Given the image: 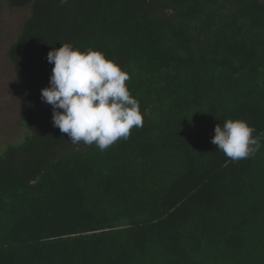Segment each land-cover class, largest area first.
<instances>
[{
    "label": "trees",
    "instance_id": "16d2710c",
    "mask_svg": "<svg viewBox=\"0 0 264 264\" xmlns=\"http://www.w3.org/2000/svg\"><path fill=\"white\" fill-rule=\"evenodd\" d=\"M24 133L0 153V264H264V0H6ZM70 43L129 73L143 127L72 144L41 98ZM62 111V110H61ZM244 120L260 148L211 143Z\"/></svg>",
    "mask_w": 264,
    "mask_h": 264
},
{
    "label": "clouds",
    "instance_id": "9594fccd",
    "mask_svg": "<svg viewBox=\"0 0 264 264\" xmlns=\"http://www.w3.org/2000/svg\"><path fill=\"white\" fill-rule=\"evenodd\" d=\"M47 60L54 67L41 98L52 106L54 127L72 144L95 145L104 152L118 140H127L133 128L143 127L139 102L126 84L129 73L102 52H81L64 43L49 51ZM214 132L211 143L232 161L248 158L260 148L261 137L254 136L256 129L244 120L228 119Z\"/></svg>",
    "mask_w": 264,
    "mask_h": 264
},
{
    "label": "rangeland",
    "instance_id": "374dc122",
    "mask_svg": "<svg viewBox=\"0 0 264 264\" xmlns=\"http://www.w3.org/2000/svg\"><path fill=\"white\" fill-rule=\"evenodd\" d=\"M29 9L9 8L0 0V153L19 141L24 133L20 107L24 90L17 83L12 61L7 55L10 44L21 32Z\"/></svg>",
    "mask_w": 264,
    "mask_h": 264
}]
</instances>
